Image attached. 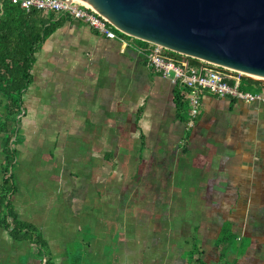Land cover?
Returning <instances> with one entry per match:
<instances>
[{"label":"crops","instance_id":"0c3cea01","mask_svg":"<svg viewBox=\"0 0 264 264\" xmlns=\"http://www.w3.org/2000/svg\"><path fill=\"white\" fill-rule=\"evenodd\" d=\"M139 47L72 19L37 47L10 204L42 243L0 226V264H264V100L202 93L187 129Z\"/></svg>","mask_w":264,"mask_h":264},{"label":"water","instance_id":"95a60500","mask_svg":"<svg viewBox=\"0 0 264 264\" xmlns=\"http://www.w3.org/2000/svg\"><path fill=\"white\" fill-rule=\"evenodd\" d=\"M122 33L264 82V0H79Z\"/></svg>","mask_w":264,"mask_h":264},{"label":"trees","instance_id":"16d2710c","mask_svg":"<svg viewBox=\"0 0 264 264\" xmlns=\"http://www.w3.org/2000/svg\"><path fill=\"white\" fill-rule=\"evenodd\" d=\"M70 19L66 14L55 15L52 11L43 12L32 9L25 11L10 0H0V94L6 100L5 114L0 120V136L3 141L4 163L0 185V226L6 228L13 239H32L40 244L41 239L35 234L32 225L18 220L11 204L13 192L12 174L14 150L9 129L11 122L21 107V95L30 81V69L34 62V53L45 37L51 33L63 20ZM120 37H128L120 33ZM142 45L143 41L134 40ZM242 88L254 90L260 83L248 77H243ZM174 100L185 123L187 121L188 89L176 85ZM227 236H224L225 239ZM193 264H199L196 258ZM221 264H230L223 262Z\"/></svg>","mask_w":264,"mask_h":264},{"label":"built area","instance_id":"2783aa9c","mask_svg":"<svg viewBox=\"0 0 264 264\" xmlns=\"http://www.w3.org/2000/svg\"><path fill=\"white\" fill-rule=\"evenodd\" d=\"M25 11L32 9L55 14H66L72 20H79L106 38L122 40L126 45L134 44V37H120L121 31L108 20L82 4L79 0H10ZM124 34V33H122ZM139 49L146 64L155 73L169 78L174 84L185 87L187 92L186 128H191L201 110V94L229 97L245 102L264 100V82L245 73L220 66L203 59L170 50L162 45L143 41ZM243 77L259 81L254 90L245 89Z\"/></svg>","mask_w":264,"mask_h":264}]
</instances>
